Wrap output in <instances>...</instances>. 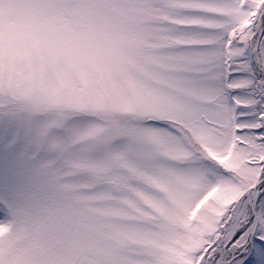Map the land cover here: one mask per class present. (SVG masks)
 Segmentation results:
<instances>
[{
    "label": "snow or ice",
    "instance_id": "6c2138e0",
    "mask_svg": "<svg viewBox=\"0 0 264 264\" xmlns=\"http://www.w3.org/2000/svg\"><path fill=\"white\" fill-rule=\"evenodd\" d=\"M104 3L81 24L123 49V119L95 128L114 162L49 161L46 195L0 221V264H264V0Z\"/></svg>",
    "mask_w": 264,
    "mask_h": 264
},
{
    "label": "clouds",
    "instance_id": "9594fccd",
    "mask_svg": "<svg viewBox=\"0 0 264 264\" xmlns=\"http://www.w3.org/2000/svg\"><path fill=\"white\" fill-rule=\"evenodd\" d=\"M0 117L15 122L23 139L57 158L84 162L97 178L115 153L95 128L118 131L127 97L118 82L123 56L111 38L82 26L106 11L104 0H2ZM59 11L69 22L48 23ZM38 18L43 23L30 24ZM86 117L90 127L73 121ZM178 240L192 242L182 229Z\"/></svg>",
    "mask_w": 264,
    "mask_h": 264
},
{
    "label": "rangeland",
    "instance_id": "374dc122",
    "mask_svg": "<svg viewBox=\"0 0 264 264\" xmlns=\"http://www.w3.org/2000/svg\"><path fill=\"white\" fill-rule=\"evenodd\" d=\"M54 154L23 139L14 121L0 117V221L10 220V209H23L46 195L49 161Z\"/></svg>",
    "mask_w": 264,
    "mask_h": 264
}]
</instances>
